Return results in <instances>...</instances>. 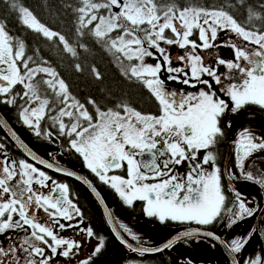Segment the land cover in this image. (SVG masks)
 <instances>
[{"label":"snow or ice","instance_id":"snow-or-ice-1","mask_svg":"<svg viewBox=\"0 0 264 264\" xmlns=\"http://www.w3.org/2000/svg\"><path fill=\"white\" fill-rule=\"evenodd\" d=\"M123 2L116 0V7ZM244 2L239 0L241 7ZM260 7L264 8V3ZM184 11L186 9L180 10L179 20L174 17L170 24L157 26L159 30L149 36L147 56L153 57L156 63L142 62L138 72L134 70L158 102L159 114H142L126 106L123 114L120 111L114 119L109 117L100 124L86 115L85 118L94 126L86 139H78L82 135V126L79 125L73 126L70 131L61 124L59 136L67 137V150L78 154L84 166L114 189L124 205L131 207L134 202H143L142 210L146 217L155 218L161 224L169 221L194 222L198 226L211 225L226 218L225 227L232 229L239 221L252 218L259 206H250L255 201L247 200L239 190H235L232 206L226 207V197L221 189V171L215 166L213 153L207 152L202 160L198 159V153L209 149L223 137L225 126L232 127L231 119L221 125L222 118L229 112L236 116L248 105L264 109V31L246 30L234 18L229 21L220 17L212 19L213 13L209 10L200 14L193 8L191 19H186L182 15ZM248 13L249 19L258 15L251 7ZM166 30L173 34L171 38L165 35ZM220 30L230 31L257 47L249 48L235 42L217 45L214 42ZM196 32L200 43L191 38ZM139 43L143 48L145 42ZM161 44L175 45L183 50V54L172 56ZM219 46L231 47L233 58L226 60L217 56L215 65L207 64L200 52ZM173 60L179 61L181 66L173 67ZM219 66H224L226 71L219 72ZM6 72L8 68L0 58V97L5 98L0 102L3 103H8V91L5 89L10 90L11 86L8 76L4 75ZM162 72L168 74V81L192 88L203 87L197 92L169 91L161 78ZM18 119L34 130L35 135L42 134L38 130L39 118L35 111L30 117L21 113ZM46 137L53 139L52 132L49 131ZM20 147L25 146L21 144ZM3 148L4 145L0 144V150ZM25 151L32 160L47 169L76 176L75 172L61 168L58 163L40 159L26 148ZM234 152L235 168L240 170L244 179L253 181L252 173L245 172V166L254 153H264V133L257 134L247 126L239 130ZM0 157V236L5 237L0 241V264H57L58 261L59 264H93L105 247L103 237H98L91 253L80 259L84 241L61 235L67 229H78L76 235H84L89 241L95 236L92 227L82 226V213L69 198V187L23 159L17 163L3 151H0ZM185 162L188 165L186 174L175 171V166ZM210 162L213 166L208 171L204 165ZM125 165L126 178L109 175ZM225 175L230 186L238 179L231 168H226ZM76 178L97 193L96 188L83 177ZM258 183L264 187V180ZM40 211L45 214L44 218L38 215ZM104 212L108 223L113 225L112 231L117 240L141 256L172 249L181 239L186 241L187 247L191 246L192 240L198 243L199 238L207 237L218 241L226 249L229 264H264V251L254 257L244 253L253 236L259 235L264 240V230L258 227L230 240H222L200 228L189 229L168 239L162 247H147L138 235L120 223L119 228L128 233L132 241L139 242L133 246L117 230L112 212L107 208ZM6 233L9 234L5 236ZM179 264H194V261L190 257H181Z\"/></svg>","mask_w":264,"mask_h":264},{"label":"trees","instance_id":"trees-1","mask_svg":"<svg viewBox=\"0 0 264 264\" xmlns=\"http://www.w3.org/2000/svg\"><path fill=\"white\" fill-rule=\"evenodd\" d=\"M142 1L147 6L153 7L157 18L169 11L176 16L181 9L190 10L187 11L188 13L195 8L197 12L209 10L226 14L229 18H234L239 25L244 26L246 30L264 31V8L260 7L264 0H245L242 7L239 0H124V2ZM115 3L116 0H0V26L12 49L16 50L19 46L22 48V62L26 64V68H47L58 74L64 87L68 89L66 96H69V102H66L61 94L50 91L48 77L45 74L38 78L34 77L29 81V87L25 88L23 98L16 97L21 107L24 108L33 95L39 99L46 98L48 103H51V107L60 106L61 110L65 107V103L68 107L74 104L76 107L72 109L74 112L72 119L64 123H68V126L76 123L78 113L82 116L84 114L91 116L96 120L101 113L116 114L120 111L122 113L126 106L142 114L156 113L157 108L150 93L139 78L130 74L136 62L127 61L112 45L125 35L132 36L139 42L148 41L147 35L152 25L148 22L133 23L126 19L123 12V15L118 13L115 16L112 12V5ZM249 7L258 14L252 19H249ZM25 12L52 36H46L25 25L22 19ZM104 17L114 20L115 27L107 34L100 36L94 29L99 19ZM165 35L170 38L173 36L170 30H166ZM196 37L194 34L191 38L198 41ZM146 45L144 43V46ZM140 46L141 43L138 44V47ZM22 62L19 63L20 67ZM82 107L85 113L79 109ZM4 109L9 124L32 150L44 158L49 152L55 150L52 145L43 140L44 131H41L40 136L35 137L27 126L17 121L15 106ZM59 114L60 112L58 116ZM232 121H236V116H232ZM49 125L59 130L57 117L53 116ZM0 133L3 134L1 129ZM60 137L62 153L69 159L71 154L67 150L66 139ZM71 160L69 159L75 163L74 158ZM70 183L86 209L84 213L94 233L104 236L105 239V247L93 264H108L105 262V259L110 257L108 249L112 248L118 252L124 248H121L109 233L100 209L88 190L78 182ZM98 190L107 205L119 208L111 190L100 186ZM116 257L118 260L114 264L141 263L138 255L121 253Z\"/></svg>","mask_w":264,"mask_h":264},{"label":"flooded vegetation","instance_id":"flooded-vegetation-1","mask_svg":"<svg viewBox=\"0 0 264 264\" xmlns=\"http://www.w3.org/2000/svg\"><path fill=\"white\" fill-rule=\"evenodd\" d=\"M195 35H197V32L195 33ZM225 39H227L228 42H235L238 45L247 46V47L251 48L250 46L247 45V41H244L243 39H234L231 36H225ZM216 42L217 41H215L214 43L216 44ZM197 43H200L199 40L197 41ZM221 44L222 43H219L218 45H221ZM225 47L230 49V51H229L230 54L228 56H227V54L224 56L223 51H220L218 49V47L202 51V52H200V54L204 57L205 62L207 64H208V62H210L211 65H215V59L217 56L224 58L226 60L233 58V56H234L233 55V49L231 47H228V46H225ZM172 49L174 51L172 56L183 54V51L178 49V48H172ZM176 50L180 51V54H177ZM208 53H212V55L209 56ZM3 64H4V62H3ZM172 64L181 66L180 62L176 61V60H173ZM4 66H5V64H4ZM132 69H131L130 74L133 77L138 78V76H135L132 74ZM218 71L223 73L226 71V68L224 66H219ZM4 75H7L9 78V71L6 72ZM205 79H208V78H205ZM165 84H166V87L168 88L169 91L175 90V91L190 92V90H193L192 87H190L188 85H183V84L177 83L175 81H168V82L165 81ZM24 85H25V83L12 82L11 86H10V90L7 88L5 89L8 91V96H7L8 103L0 102V114L3 117V119L6 120L7 123H9V120L7 118V115L5 114L4 108L7 109L11 106H15L17 108V121L22 123V120L18 119V116L21 113H24L23 112L24 108L18 104L16 97L21 96L23 98V96H24V93H23ZM213 86L216 87L215 85H213ZM200 87H201V85H200ZM15 90H17V92H14ZM148 92L150 93L149 90H148ZM149 95L151 96V99L153 100V102L157 108L156 113H154L152 115H158L159 114L158 102L151 95V93ZM21 97H19V99H21ZM222 98H225L226 101L228 103H230V101L227 100L226 97H222ZM3 99H5V98L0 97V100H3ZM252 113H255V114H252ZM256 114L260 115L261 117H264V109H261L259 106H253V105L246 106L241 111V113H238L236 115V121H234L232 123L231 128H228L226 126L224 127V136L223 137L219 138L214 145H211L209 147V149H206V150L202 149L198 153V159H200V160L203 159L204 155H206L207 152L211 151L213 153V155L215 157V166L218 167L221 171V189H222V192L225 194V197H226V207L232 206V203L235 199V190H239L242 193V195L244 196V198H246L247 200H254L255 201V203H253L250 206L255 207V206H257V204L259 206L258 211L256 212V214L252 218H245V219L239 221L238 224L233 226L232 229H228L225 227V224L227 223L226 218L223 221H217L211 225L198 226L194 222H183L182 223V222L169 221V222L161 224L155 218L146 217L145 213L142 210L143 209V202L137 201V202H134V204L138 203L136 206H131V207L126 206L123 204V202L119 198L118 194L115 193V190L111 189L108 185H106L102 181H100L99 178L94 173H92L89 169H87L84 166V164L81 163V161H80V165L79 164L77 165V163L75 162L77 165V168H74L72 165V162L69 161V159L67 157H65L62 153V148L60 146L61 137L59 136V131H52V129L49 125V122L44 123V121L42 120L43 115H41V117H39V119H38L39 122H37V123L39 125L38 130L44 131L43 132L44 133L43 134V140L55 148L54 151H51L47 154V156L45 157V160L52 162V163H58L60 166L67 168L69 170L78 172V173H80L79 171H81L82 175H86L90 171L89 179L96 186V188L98 189V187L100 186V187H103L104 189L107 188V189L111 190L112 195L117 200L119 208L118 207L117 208L116 207H110L109 205H107V203L103 199L107 209H109L112 212L113 219L116 222L117 226L119 227V224L123 223V224H125L126 227H129L124 222V221L128 222L129 220L127 218H129V217H130L129 219H132V220L139 219V221L141 223L145 222L146 226L144 225L143 229H139L137 227H134L133 225H131V226L133 227L134 230L131 227H129V228L136 235H138L141 238V242H143L144 246L156 247V246L162 244L165 240L167 241L168 239L177 236L181 231H186L189 229H197V228H200V229L205 230V231H210V232L214 233L216 236L220 237V239H222V240H230L231 238H233L235 236L246 234L253 227H257L258 218H259L260 213H261L260 223L263 222V224H264V187H261L260 184L258 183V181L264 180V171H262V169H264V153H254L249 158V160L246 162L245 172H251L252 173L253 181H248V180L244 179L243 175H241V173H240V170L238 168H235L234 141L237 138L239 130H242L244 127L247 126V127H250L254 132H256V131H258V129H261V127L256 129L259 123H262V128H264V120L259 118ZM232 116L233 115L229 112L225 117L222 118L221 125L224 126L225 121L228 119L232 120ZM250 116L253 119L252 122L247 120V118ZM254 119H255V121H254ZM9 125L12 127L11 124H9ZM0 129L3 132V134L0 133V144L4 145L3 150H0V151L6 152L8 157L10 158V160H15V161H17V163L21 159L25 160L28 163H31L19 153L20 151L10 141V139L8 138V136L5 134V132L2 130L1 127H0ZM30 130H31V133L33 134V136L36 137L34 130H32V129H30ZM49 131L52 132L53 139H49L46 137V134H48ZM231 131H233V135L231 134ZM53 140L55 142H53ZM229 148H231L230 151H228ZM50 153L52 155H50ZM59 155H62L65 160L62 161L60 158H57ZM228 155H229V161L226 162ZM0 158H2V157H0ZM256 165H259V167H256ZM34 166L37 167L38 169L42 170V171H45L47 175H49L53 180H56L58 183H64L69 187V198L72 199L73 202L76 203L77 206L80 208L81 213H82V218L86 222L87 227H91V225H90V223H89V221H88V219L84 213V211H86V209H85L83 203L79 200L78 196L76 195V193L73 189L74 187H73L72 183H70L72 181L78 182L75 180V177L74 176H68V177L62 176V175H59L57 173L51 172L47 169L46 170L41 169L36 165H34ZM212 166H213L212 162H210L208 165H204L205 169H207L208 171H211ZM226 168H231L238 176V179L235 180L231 186H230V182L228 180L227 175H225ZM175 171L182 173V174H186L188 171L187 162L182 163L179 166H175ZM109 175H121V176H124L126 178V165L121 170H115V171L110 172ZM48 183H49V185H51V181H49ZM42 191L47 192L48 189H42ZM96 203H97V201H96ZM97 205L100 209V213L102 214L104 223L106 225V222H105L106 218L102 212V209L100 208L98 203H97ZM38 215L41 216L42 218L45 217V214L42 211H40L38 213ZM244 221H246L247 225L243 223ZM61 222L63 223L64 221L61 220ZM106 227L112 236V233L110 232L108 224L106 225ZM263 229H264V225H263ZM120 230H121L122 234L124 235V238L127 241H131L135 244L139 243L138 241H132L131 237L128 235V233H125L123 231V229H120ZM77 231H78V229H67L66 231L62 232L61 235L66 236L68 238H74L76 240H83L84 243H86L87 242L86 237L84 235H76ZM177 232H179V233H177ZM8 234L9 233H6L5 236ZM173 234H175V235H173ZM98 236H101L104 238V236H102V235H98ZM153 236H155V238H153ZM112 237L114 238L115 242L121 248H124L123 249L124 255H129V254L138 255L139 260L141 262L140 264H179L181 257H184L185 259L190 257L194 261V264H229V257H228V254L226 253L225 249L219 244L218 241L213 240L211 238H207V237L199 238L198 243L196 240H192L190 242L191 246H187V247L185 246L186 241L184 239H181L178 241V243L172 249L165 250V251H162L159 253L145 254L143 256H141L140 254L130 253L129 251L127 252V249L116 240L115 236L113 235ZM260 238L261 237H259V235H257V236H253L252 240L257 239V241L260 245L261 251H264V248H263V245L261 242L262 238H261V240H260ZM4 239H5L4 236H0V241H2ZM262 241L264 243V240H262ZM92 245H94V242H91L90 245H88L85 248V250L88 251V253H90L89 247ZM249 248H250V246L248 244L246 246V248L244 249V251H247ZM108 252L110 253V257L105 259V262H107L108 264H110V261H111L110 259H115L116 255H119L122 253L120 251L115 252L112 248H109ZM219 260H220V262H219ZM57 264H59V261L57 262ZM97 264H99V263H97Z\"/></svg>","mask_w":264,"mask_h":264},{"label":"rangeland","instance_id":"rangeland-1","mask_svg":"<svg viewBox=\"0 0 264 264\" xmlns=\"http://www.w3.org/2000/svg\"><path fill=\"white\" fill-rule=\"evenodd\" d=\"M87 11H89V9ZM87 11H85V12H87ZM187 11H190V10L184 11L182 15L186 19H191L193 12L187 13ZM112 12L115 16L118 13L122 14V12H123L126 19L132 21L133 23L142 24L144 22H148L149 24H151L152 26L150 28V32L147 35L148 40H149V36L153 35L155 32H157L159 30V28L157 26L163 27L166 24H170L174 17H176L177 20H179V16L181 15L180 11L177 13L176 16H173L169 11L168 13H165L162 16H160L159 18H157V15L154 13L153 7L147 6V4H145V2H143V1L142 2H124L120 5V7H116V3H115L114 5H112ZM199 13L203 14L204 12H199ZM212 13H213L212 17H211L212 19H216L217 17H220L221 19H223L225 21H229L231 19L226 14H223V13H218V12H212ZM22 19H23V23L27 24V26L29 25L28 27H30L31 29L39 31L46 36H49V37L52 36V34L49 33L46 29L41 28V26L35 20H33V18L29 14H27V12L24 13ZM152 21H154V22H152ZM113 27H115L114 20H112L110 17H104L102 19L101 18L99 19L94 30H95L97 35L99 33V35L102 36V34H107L111 30H113L112 29ZM196 36L198 38V32H197ZM225 36H231L234 39H242L240 37H237L234 33L230 32V31L220 30V31H218V40H217L216 44L218 45L219 43H227L228 40L225 39ZM146 42H148V41H145V44H147ZM138 44H139V42L137 40H135L132 36H129V35L121 36L118 40H116L115 42L112 43L114 48L116 50H119L127 61H129V62L135 61L136 62L135 63L136 65H134V67L132 69V74L135 76H137V75L134 74V70H136L138 72V70L140 68V64L142 62L145 64H152V65H154L156 63V60L153 57L147 56V45L143 46V48H142V46L138 47ZM247 45L250 46L251 48L257 47L256 45H252L249 42H247ZM161 46L165 47L168 50L170 55H173V53H174L172 48H178L175 45L168 46V45L161 44ZM218 49L220 51H223L224 56L226 54H227V56L230 54L229 53L230 49L226 48L225 46H220V47H218ZM153 51H155V50H153ZM22 53H23V50H22V48H20V46L18 47V49L15 50V52L11 49L9 42H8V38H7V36L4 35V33L0 27V58H2V62H4V64L8 68V71H9V78L8 79H9V81L11 83L12 82L27 83L31 77H33V76L36 77L37 75H44L45 74L46 77H48L47 82H48V85L50 87V91L51 92L56 91L58 94H61L62 98L66 102H69L68 101L69 96H63V94H62L64 84L61 81V79L59 78L58 74L53 73L51 70H49L47 68H33V69L28 70L25 74L20 73L18 66H19V63H20V60L22 57ZM176 53L180 54V51L176 50ZM233 55H234V53H233ZM208 64L211 65L210 62H208ZM172 66L177 67L178 65L172 64ZM167 75L168 74L166 72L161 73V78L166 82H168ZM204 78H208V77H204ZM66 87H67V85H66ZM201 87H203V86L201 85ZM199 88H200V86H197V88H193V90H190V92H197L199 90ZM60 110H61L60 106H58V107L52 106L51 107V103L48 106V100L46 98L45 99L32 98L30 100V102L27 104V106L23 109V112H24L23 115L25 117H30L32 115L33 111H35L36 116L39 118V117H41V115L44 116L45 113L48 111V113L50 114L51 117H53V116L58 117V113L60 112ZM66 113H67V110L66 109L63 110L60 113V118L65 116ZM82 113H85V110L83 107H82ZM109 117L114 119L115 114H107V113L101 114L97 124H100L101 122H106ZM247 120H249L251 122L253 121L251 116L248 117ZM254 121H255V119H254ZM37 122H39V121H37ZM259 127H261V129H258ZM71 129L73 130V128H71ZM256 129H258V131H256L255 133H257V134L264 133V128H262V123H259ZM91 130H92L91 127L84 128L82 130V135L79 137V139H81V140L86 139L90 135ZM231 134L233 135V131H231ZM57 158H60L62 161L65 160L62 155H59ZM72 165L74 168H77V165L75 163H72ZM79 172L80 173L77 175L81 176V171H79ZM129 218H127L129 220L128 221L129 223L127 221H124V222L129 227H131L132 229H133V227L131 225H133L134 227H137L139 229H143L144 225L146 226V223L145 222L141 223L139 221V219L132 220ZM105 222L107 225L108 224L107 219H105ZM243 223L247 225L246 221H244ZM261 224H263V222ZM82 226L87 227V224L84 220H83ZM98 237H101V236H98L95 234V236L93 238H91L90 241L87 239V242L84 243V246L80 250V256H79L80 259L87 257L91 253V251L93 250L94 246L97 243ZM153 238H155V236H153ZM91 242H94V245L89 247L90 253H88V251H86L85 248L88 245H90ZM249 246H250V248L247 251H244L245 255H253V257H254L255 254L262 252L257 239L251 240V242L249 243ZM120 252L123 253V250H121ZM127 252H128V250H127ZM110 260H111L110 264H114L117 261V257L115 259H110ZM219 262H220V260H219Z\"/></svg>","mask_w":264,"mask_h":264},{"label":"water","instance_id":"water-1","mask_svg":"<svg viewBox=\"0 0 264 264\" xmlns=\"http://www.w3.org/2000/svg\"><path fill=\"white\" fill-rule=\"evenodd\" d=\"M0 127H1L2 130L6 133V135L9 137V139L15 144V146L19 149V151H20L21 153H23V154L26 156V158L28 157L27 159H28L29 161H31L32 163H34L35 165H37V166H39V167H41V168L47 169V168H45L43 165H40V164L36 163L34 160L31 159L30 156L27 155V153H26V151H25V148H26L28 151H31V152L35 153V155H37L40 159L45 160L42 156H40L38 153H36L34 150H32V149L27 145V143H26L25 141H23V140H22V139H21V138L15 133V131L12 129V127L9 125V123H7L6 120L3 119V117L1 116V114H0ZM13 133H15V136H13ZM21 144H23L25 147H24V148L20 147ZM46 161H47V160H46ZM47 170H49V171H51V172H54V173H57V174H59V175H62V176H66V177H68V175H65V174L62 173V172H57V171H55V170H53V169H47ZM77 176H78V175L76 174V176H75V180L78 181L82 186H84V187L88 190V192L91 194V196L97 201V203L99 204L100 208L102 209V211H103V213H104V215H105L104 210H105V208H107V207H106V205H105V203H104L103 198L101 197V195H100V194L97 195L98 191H97V193L92 192L91 188H89L88 185L85 184V183L83 182V180H79V179L76 178ZM81 177H82V176H81ZM83 178H84V177H83ZM84 180H87V179L84 178ZM87 181L91 184V182H90L89 180H87ZM95 197H97V199H96ZM101 201H103V203H101ZM105 217H106V216H105ZM106 219H107V217H106ZM107 223H108V221H107ZM114 223H115V222H114ZM108 226H109L110 232L112 233V236L114 235L115 238H116L115 233L112 231V227H113V225H110V224L108 223ZM115 226H116V224H115ZM116 228H117L118 231H120L119 228H118L117 226H116ZM260 229H261V230H264V229H263V225H260ZM120 232H121V231H120ZM121 234H122V233H121ZM116 240H117V238H116ZM117 241H118V240H117ZM118 242H119V241H118ZM119 243H120V242H119ZM120 244H121V243H120ZM121 245H124V244H121ZM225 251H226V249H225ZM226 253H227V251H226ZM152 254H153V253H152ZM227 254H228V253H227Z\"/></svg>","mask_w":264,"mask_h":264},{"label":"bare ground","instance_id":"bare-ground-1","mask_svg":"<svg viewBox=\"0 0 264 264\" xmlns=\"http://www.w3.org/2000/svg\"><path fill=\"white\" fill-rule=\"evenodd\" d=\"M251 113V112H250ZM252 114H255V113H252ZM257 115V114H256ZM259 118H261L262 120H264V117H261L260 115H257ZM231 150V148H229L228 149V151H230ZM24 155V154H23ZM25 156V155H24ZM26 157V156H25ZM28 158V157H27ZM229 161V155H228V157H227V160H226V162H228ZM49 162V161H48ZM49 163H52V162H49ZM61 168H64V167H62V166H60ZM65 169H67V168H65ZM68 171H72V170H69V169H67ZM72 172H75V171H72ZM76 174H79L78 172H75ZM75 177V176H74ZM96 199H97V197H95ZM262 212V211H261ZM260 217H261V213H260V215H259V218H258V225H257V227L258 228H260V225H264V224H261L260 223ZM177 233H179V232H177ZM173 235H175V234H173ZM171 237V236H170ZM260 237V236H259ZM260 240H261V238H260ZM166 241V240H165ZM165 241L162 243V244H160V245H158V246H156V247H161L164 243H165ZM129 243H131V244H133V246H136L137 244H135V243H133V242H131V241H128ZM261 242H262V245H263V248H264V243H263V241L261 240ZM127 250H128V248L126 247V245H123ZM130 253H136V252H131L130 250H128ZM136 254H139V253H136Z\"/></svg>","mask_w":264,"mask_h":264}]
</instances>
